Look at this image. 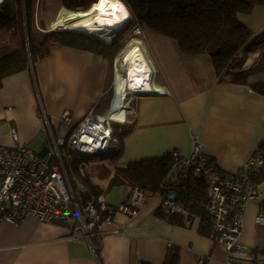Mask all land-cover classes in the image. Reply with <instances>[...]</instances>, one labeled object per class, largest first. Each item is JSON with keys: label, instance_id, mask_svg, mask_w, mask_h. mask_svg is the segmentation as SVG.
I'll list each match as a JSON object with an SVG mask.
<instances>
[{"label": "crops", "instance_id": "crops-1", "mask_svg": "<svg viewBox=\"0 0 264 264\" xmlns=\"http://www.w3.org/2000/svg\"><path fill=\"white\" fill-rule=\"evenodd\" d=\"M238 20L254 34L263 32L264 6L238 14ZM146 34L142 47L160 91L133 100L131 121L117 134L118 163L170 151L188 156L192 136L197 135L211 160L223 171L236 172L264 141V95L255 89L264 79V70L255 64L264 47L242 49L239 64L219 76L210 56L180 41L170 27L146 28ZM113 58L54 46L48 56L5 78L0 87V144H16L9 131L13 125L17 144L39 145L46 132L43 112L56 125L63 112L69 111L70 123L75 121L76 126L87 114H105L112 99ZM99 181L108 183L107 179ZM257 185L264 192V182ZM123 187V198L118 204L108 203V210L126 228L125 234L94 236L88 244L67 240L71 228L59 222L28 217L16 226L0 220V264H198L201 258L203 264L226 260L264 264V227L256 221L258 202H250L245 210L240 241L250 255L244 259L228 253L214 231L210 213L208 233L200 231L199 214L187 226L167 220L156 194L150 195L137 215L120 213L117 206L127 203L133 190Z\"/></svg>", "mask_w": 264, "mask_h": 264}, {"label": "built area", "instance_id": "built-area-1", "mask_svg": "<svg viewBox=\"0 0 264 264\" xmlns=\"http://www.w3.org/2000/svg\"><path fill=\"white\" fill-rule=\"evenodd\" d=\"M3 1L5 0H0V4ZM72 1L75 4H82L85 0ZM89 2L92 5L93 1ZM124 6L126 7L125 4ZM129 16V21L122 27V33L131 37L122 50L131 41L142 44V40L147 37L148 27L144 22L133 20L130 13ZM120 52L113 58L112 99L107 111L105 114H87L71 132L68 143L61 136L60 129L57 136L53 134L51 125L54 122L44 112L40 115L52 139V146H46L44 154L31 147L17 144L16 128L10 126L9 131L16 144L13 146L0 144V220L16 226L28 217H34L41 222H59L71 228L67 240L88 244L92 243L94 236L125 234L126 228L113 220L104 196L83 199L75 192L64 163V154L60 151V148L66 145L72 155H95L117 149V134L121 127L116 129L115 126L125 125L131 121L134 112L133 98L144 95L133 96L125 91L123 96H118L115 74ZM68 123L70 124V112L64 111L56 124ZM203 148L204 144L197 135H194L188 156H182L178 151L166 154L169 153L171 156L172 166L181 177L186 178L192 169L204 178L209 188L205 207L213 218L214 231L218 239L223 242L230 255L248 258L250 255L248 247L241 243L240 236L244 227L245 210L250 202H258L257 226L264 227V192L260 191L253 181L256 169L264 172V151L256 147L246 162L236 172L230 173L223 171L211 160ZM76 185L85 190L78 180ZM153 194L160 196L165 216L185 210L182 198H173L162 191ZM149 198L150 195L142 189L133 188L128 202L119 204L117 209L124 215L135 216ZM203 263L201 258L198 264ZM224 264L249 263L226 260Z\"/></svg>", "mask_w": 264, "mask_h": 264}, {"label": "trees", "instance_id": "trees-1", "mask_svg": "<svg viewBox=\"0 0 264 264\" xmlns=\"http://www.w3.org/2000/svg\"><path fill=\"white\" fill-rule=\"evenodd\" d=\"M38 0H5L0 4V87L8 76L34 65L49 55L54 46H67L86 50L111 59L124 46L114 41L106 45L87 36L67 30H34V9ZM133 20L143 21L150 29L170 27L180 41L186 42L200 53L208 54L217 75L231 73L239 64L242 49L263 48L264 31L254 34L238 20V14L250 13L254 6H264V0H121ZM60 6L74 11L90 8L85 0L83 8H76L72 0H59ZM125 45V44H124ZM258 69L264 70V51L256 61ZM264 95V79L255 86ZM117 124L115 127H121ZM120 145V140H118ZM264 151V141L258 146ZM120 150H111L109 155L99 153L102 159L97 164L96 176L107 179L103 189L91 180L86 163L94 155L76 154L65 162L73 186L78 180L85 190L75 188L83 199L98 196L111 186L140 188L149 195L157 191L169 195L175 193L185 203V210L164 216L173 223L189 225L195 215L201 216L200 231L208 233L211 216L205 207L209 188L203 177L192 169L183 178L174 172L171 156L168 154L140 161L118 163ZM106 155V156H105ZM65 158V155H63ZM84 158V160H82ZM107 161V162H104ZM109 164L112 166L109 167ZM76 180H74V179ZM253 181L264 182V172L256 169ZM212 223V222H211ZM150 264V263H140Z\"/></svg>", "mask_w": 264, "mask_h": 264}, {"label": "bare ground", "instance_id": "bare-ground-1", "mask_svg": "<svg viewBox=\"0 0 264 264\" xmlns=\"http://www.w3.org/2000/svg\"><path fill=\"white\" fill-rule=\"evenodd\" d=\"M92 1L86 11L61 7L50 27L55 29L61 26L69 30H80L110 44L118 27L129 17L128 10L120 0H105L103 4L101 0ZM116 70L115 86L118 96H123L126 92L136 96L157 89L154 75L151 76V60L139 42L131 41L121 50L117 57Z\"/></svg>", "mask_w": 264, "mask_h": 264}, {"label": "rangeland", "instance_id": "rangeland-1", "mask_svg": "<svg viewBox=\"0 0 264 264\" xmlns=\"http://www.w3.org/2000/svg\"><path fill=\"white\" fill-rule=\"evenodd\" d=\"M75 5H76L75 6L76 8H83V4L77 3ZM60 8L61 6H60L59 0H38L36 3L35 9H34V27H35L34 30L36 32L53 30L54 28L50 27V23L57 18ZM55 29L64 30L65 28L57 26ZM130 37L131 35L124 36L123 33H121L115 41L118 42V44H120L121 46H124V44ZM112 73H113V65H112ZM38 91L39 90L35 89V93H37V97L39 99L40 108L42 109V102L40 99L41 96L39 98ZM104 111L106 112L107 109ZM51 127H52V132L55 136L58 135V130L60 129L61 136H63L65 138V141L68 143L70 140L71 132H73L76 128V123L75 121H73L70 124L69 123L68 124H56V125L52 124ZM45 131L46 132L43 133L41 137L40 144L37 145L38 142H36L31 145V147H33L36 151H40L43 145H46L47 147L52 146V139H51L50 131L48 130L46 124H45ZM60 151L62 154L65 155V158H64L65 162L68 160L70 156H72V154L67 149V145L61 147ZM110 153H111V150L103 154L109 155ZM100 159H102V155L92 156L91 159L89 160V163L88 162L86 163L85 169L90 171L91 180L96 183L99 182L103 187L105 182L99 181L100 179L98 178V175L96 176V173L98 172L97 164H99ZM82 160H84V158H82ZM104 162H107V161H104ZM110 166L112 165L109 164V167ZM107 185L108 184L106 182L104 187H106ZM75 188L79 189V186L76 185ZM124 192L125 191H124L123 186H111L106 189V192L104 195L105 201L107 203L118 204L123 198Z\"/></svg>", "mask_w": 264, "mask_h": 264}, {"label": "water", "instance_id": "water-1", "mask_svg": "<svg viewBox=\"0 0 264 264\" xmlns=\"http://www.w3.org/2000/svg\"><path fill=\"white\" fill-rule=\"evenodd\" d=\"M128 21H129V17L127 18V20H126L121 26L118 27V29H117V31H116V33H115V36L113 37L111 43H113V42L117 39V37L122 33V27H123L124 24H125L126 22H128ZM64 30L72 31V32H76V33H81V34L87 36L88 38H90L91 40L98 41V42H100V43H102V44L109 45L108 43H104V42H102L101 40H99V39H97V38H95V37H93V36H90V35H88L87 33L83 32V31H80V30H69V29H66V28H65ZM111 43H110V44H111ZM147 93L150 94V95H154L156 92H155L154 90H151V91H149V92H147ZM138 98H140V96H136V97H134L133 100H138ZM40 153H41V154H44V152H42V151H41ZM171 197L176 198L177 195H176L175 193H173V194H171Z\"/></svg>", "mask_w": 264, "mask_h": 264}, {"label": "snow or ice", "instance_id": "snow-or-ice-1", "mask_svg": "<svg viewBox=\"0 0 264 264\" xmlns=\"http://www.w3.org/2000/svg\"><path fill=\"white\" fill-rule=\"evenodd\" d=\"M105 3V0H101V4Z\"/></svg>", "mask_w": 264, "mask_h": 264}]
</instances>
